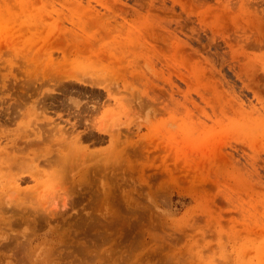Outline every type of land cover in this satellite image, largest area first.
<instances>
[{"label": "rangeland", "instance_id": "rangeland-1", "mask_svg": "<svg viewBox=\"0 0 264 264\" xmlns=\"http://www.w3.org/2000/svg\"><path fill=\"white\" fill-rule=\"evenodd\" d=\"M0 264H264V0H0Z\"/></svg>", "mask_w": 264, "mask_h": 264}]
</instances>
